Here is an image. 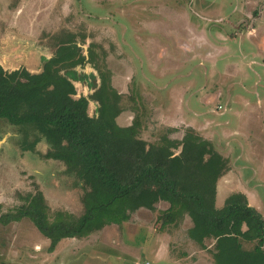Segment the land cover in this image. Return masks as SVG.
I'll list each match as a JSON object with an SVG mask.
<instances>
[{
  "label": "rangeland",
  "instance_id": "obj_1",
  "mask_svg": "<svg viewBox=\"0 0 264 264\" xmlns=\"http://www.w3.org/2000/svg\"><path fill=\"white\" fill-rule=\"evenodd\" d=\"M64 31L110 72L126 111L119 125L138 119L149 143L187 130L209 139L239 182L264 198V117L256 115L264 111V0H0V64L38 71ZM92 68L77 67L76 96L92 92L86 78L98 83ZM95 107L91 101L90 114ZM34 137L31 128L0 120V214L20 203L18 194L39 189L52 212L79 215L83 185L61 162L43 158L44 141L23 150ZM216 187L220 208L232 189ZM166 207L140 208L121 225L62 239L52 252L28 219L0 223V264H213L187 237L188 217L160 229Z\"/></svg>",
  "mask_w": 264,
  "mask_h": 264
},
{
  "label": "trees",
  "instance_id": "obj_2",
  "mask_svg": "<svg viewBox=\"0 0 264 264\" xmlns=\"http://www.w3.org/2000/svg\"><path fill=\"white\" fill-rule=\"evenodd\" d=\"M54 39L51 57L37 72L6 70L0 64V120L31 128L35 137L23 150L32 152L44 141L43 158L61 162L81 182L82 212H52L35 189L18 194L20 203L0 214V223L28 219L49 240L52 252L62 239L121 225L136 210L165 202L160 229L188 217L187 237L208 250L213 264H264V217L241 192L229 194L222 207L215 205L217 181L229 170V159L190 130L180 139L164 135L149 143L140 137L138 119L119 125L122 95L112 86L110 72L95 63L92 49L87 57L82 53L75 33L64 31ZM86 63L97 71L98 83L86 78L92 92L76 96L77 67Z\"/></svg>",
  "mask_w": 264,
  "mask_h": 264
},
{
  "label": "crops",
  "instance_id": "obj_3",
  "mask_svg": "<svg viewBox=\"0 0 264 264\" xmlns=\"http://www.w3.org/2000/svg\"><path fill=\"white\" fill-rule=\"evenodd\" d=\"M41 67V66H40ZM39 69V68H38ZM13 70V69H12ZM40 70V69H39ZM37 72V71H36ZM258 100H260L261 101V99L260 98H258ZM260 106H263V104L262 103H260ZM258 109H260L261 111L259 112V110H258V112L256 113V115H257V118H259V117H264V111L262 112V109H261V107H259ZM124 111V110H123ZM121 112L118 116H117V118H116V121L118 122L119 121V118H122V117H124V116H122V114L123 113H125V112ZM255 115V114H254ZM255 115V116H256ZM129 116H125V119L126 118H128ZM133 120V119H132ZM258 122H259V124H260V128L261 129H263L264 128V122L263 121H261V120H258ZM263 132H264V129H263ZM261 150L262 149H264V145H263V147H261L260 148ZM263 155H264V153H263ZM225 156V155H224ZM225 157H227L228 159H229V170H227L219 179H218V181H217V186H218V182L219 181H221V182H224V186L227 188V189H232V190H230V192L231 193H233V192H241V193H243L245 196H246V198H247V201H248V204L250 205V206H252L255 210H257L263 217H264V213H262V212H264V201L261 203H259V201H260V198L262 199L263 197H260V195H258L254 190H251L252 188H250V187H247V186H245V185H243V184H241L240 182H239V178L238 177H236V176H238L239 174H238V172H236L235 171V168H233L232 167V164H231V159L228 157V156H225ZM263 159V158H262ZM263 164H264V161H263ZM237 181L238 182V185H237V188L235 189V188H233L232 187V185H231V181ZM226 181H229V185H225V182ZM261 182H262V180H260ZM259 182V181H258ZM228 186H230V187H228ZM234 189V190H233ZM240 191H239V190ZM249 191V192H248ZM253 192V193H250V192ZM264 199V198H263ZM161 232H163V230L161 231ZM157 235V234H156ZM160 237V236H159ZM157 244V243H156ZM158 244H161V240H159V242H158ZM157 246H160V245H157ZM162 249H163V245H161L160 246ZM166 250V249H165Z\"/></svg>",
  "mask_w": 264,
  "mask_h": 264
},
{
  "label": "water",
  "instance_id": "obj_4",
  "mask_svg": "<svg viewBox=\"0 0 264 264\" xmlns=\"http://www.w3.org/2000/svg\"><path fill=\"white\" fill-rule=\"evenodd\" d=\"M80 46V44H78ZM87 57V56H86Z\"/></svg>",
  "mask_w": 264,
  "mask_h": 264
}]
</instances>
